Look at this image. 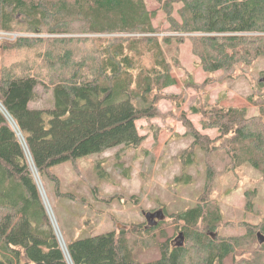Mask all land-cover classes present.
I'll return each instance as SVG.
<instances>
[{"label": "trees", "instance_id": "16d2710c", "mask_svg": "<svg viewBox=\"0 0 264 264\" xmlns=\"http://www.w3.org/2000/svg\"><path fill=\"white\" fill-rule=\"evenodd\" d=\"M177 1L184 4L181 19L170 14L174 33L160 36L146 0H0V30L18 34L1 48L0 264H224L239 245L215 231L222 220L219 206L198 202L173 215L183 224L185 243H156L162 219L154 226L65 240L63 248L38 185V175L49 176L59 191L58 177L50 174L54 165L120 144H141L136 121L154 112L152 94L177 82L163 42L190 39L206 71L252 64L264 54V0L166 4ZM81 47L89 58L78 56ZM39 85L53 91L52 107L30 106ZM249 100L260 106V114L208 106L202 128L218 136L189 126L194 142L190 153L181 155L184 162H191L196 145L210 152L218 147L208 144L223 140L230 164L249 163L264 177V97ZM13 216L25 221L27 230L6 232L4 223ZM244 236L258 244L256 256L237 264H264V220L250 223ZM144 239L159 244L155 260L135 257Z\"/></svg>", "mask_w": 264, "mask_h": 264}, {"label": "rangeland", "instance_id": "374dc122", "mask_svg": "<svg viewBox=\"0 0 264 264\" xmlns=\"http://www.w3.org/2000/svg\"><path fill=\"white\" fill-rule=\"evenodd\" d=\"M146 2L151 10L152 24L161 32L160 36L173 34L169 32V16L180 20L184 4L179 1L166 4L167 0ZM170 6H173L171 13L167 10ZM17 35L0 30V68L4 62L1 52L4 41L13 42ZM83 49L79 48L78 56L89 58L90 55L82 56ZM162 49L177 82L157 95L152 94L150 101L155 105L152 116L145 115L136 121L139 134L144 136L141 144L138 147L120 144L54 165L50 174L58 177L59 191L49 176L42 177L43 180L37 176L58 234L65 246V240L148 226L145 214L160 210L165 216L156 232V243L169 240L171 245H176L183 239L185 243L186 237L181 239L183 224L174 219V213L198 202L216 203L222 220L215 231L221 238L239 242L224 264L254 258L253 251L258 244L242 236L250 223L264 220L261 171L249 163L230 164L229 155L221 146L223 140L208 144L218 147L210 152L196 145L191 162L185 163L181 155L190 153L194 142L189 126L203 129L208 106H240L247 109L249 117L260 114V106L249 97H264V54L252 64L239 63L230 69L206 71L193 53L190 39L179 42L173 38L169 44L163 42ZM53 103V91L39 85L30 106L49 108ZM12 124L15 126L14 122ZM203 132L212 138L218 136L216 130L203 129ZM4 225L6 232L28 228L18 216L7 218ZM143 241L146 243L135 250L137 260L148 262L158 258L161 254L159 244Z\"/></svg>", "mask_w": 264, "mask_h": 264}, {"label": "water", "instance_id": "95a60500", "mask_svg": "<svg viewBox=\"0 0 264 264\" xmlns=\"http://www.w3.org/2000/svg\"><path fill=\"white\" fill-rule=\"evenodd\" d=\"M37 181H38V180H37ZM38 185H39V187H40V189H41V185H40L39 181H38ZM41 193H42V191H41ZM42 198H43V202H44V204H45L46 210H47V212H48V214H49V216H50V219H51V221H52L53 227H54V229H55V231H56V234H57V236H58V238H59V240H60V244H61V246H62L63 248H65L64 243L62 242L61 237H60V235L58 234V231H57V228H56V223H55V221H54V219H53V216H52V213H51V208H50V206L48 205V203H47V201H46V199H45L43 193H42ZM164 216H165V214H164L162 211H160V210H159V211H154V212H147V213L145 214V217H146V220H147L149 226L157 225V224H158V221H159V220H162V219L164 218ZM180 237H181V239H183V237H184L183 232L180 233ZM180 242H181V244H182L183 241H180Z\"/></svg>", "mask_w": 264, "mask_h": 264}, {"label": "built area", "instance_id": "2783aa9c", "mask_svg": "<svg viewBox=\"0 0 264 264\" xmlns=\"http://www.w3.org/2000/svg\"><path fill=\"white\" fill-rule=\"evenodd\" d=\"M41 191H42V193H43V195H44V197H45V193H44V190L42 189V186H41ZM42 193H41V194H42Z\"/></svg>", "mask_w": 264, "mask_h": 264}, {"label": "bare ground", "instance_id": "6f19581e", "mask_svg": "<svg viewBox=\"0 0 264 264\" xmlns=\"http://www.w3.org/2000/svg\"><path fill=\"white\" fill-rule=\"evenodd\" d=\"M43 183V182H42Z\"/></svg>", "mask_w": 264, "mask_h": 264}]
</instances>
